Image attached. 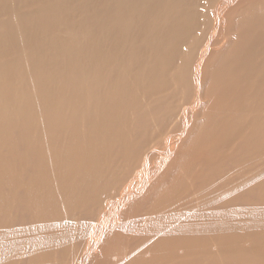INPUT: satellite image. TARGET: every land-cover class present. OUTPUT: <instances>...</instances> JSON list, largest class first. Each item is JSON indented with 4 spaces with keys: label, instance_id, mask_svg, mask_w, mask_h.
Returning a JSON list of instances; mask_svg holds the SVG:
<instances>
[{
    "label": "rangeland",
    "instance_id": "1",
    "mask_svg": "<svg viewBox=\"0 0 264 264\" xmlns=\"http://www.w3.org/2000/svg\"><path fill=\"white\" fill-rule=\"evenodd\" d=\"M6 1L4 0V2H3L2 0H0V4H2V5H0V43H1L0 44V50L2 49L0 51V78H1V70L3 69V65L5 63L7 65V63H8L9 64L8 65L9 70L11 71L9 73L11 76L13 75L12 77L10 75L8 76V79H9L8 83L10 82L9 84H13V85L15 84L14 86H16L17 90L20 91V93L23 96V99L25 98L23 100L24 103H22L23 107L27 108L30 106H34L36 108L38 106L40 108V111L37 112V115L35 116V123L31 124V126L33 127V132H34V134H32L33 136L31 135L29 137V139L24 140L21 144V151L16 152L17 153L16 156H19L18 154H22L25 156V163L24 164L23 163H17L19 160H15L16 158L14 157L15 158V159L13 158V165L14 166L13 167L11 165H8V166L11 167L12 169L14 168L13 170H16V171L20 170L19 171L20 174H23V170H24V177L23 176H21V177H23L25 179V177L28 174H30L31 172H33L34 168L38 165H39V167L45 168V169H47L46 167H49L50 169H53L54 167L59 168L62 165V163H61V160H58V162H57V160H54V158L52 156V153H54V150H57L58 152H62V151L67 150V149H69V150L72 149L75 152L78 151V153H82V152H84V149H89L90 148L89 144H91V143L93 144L94 141L91 140L92 141L91 142L90 140L85 139V140H87L85 142L84 134H85L86 129H88V127H89L90 121H92L94 118H96L99 113L101 114V116H102V114L104 115V113L106 111V109H104L105 105L107 103L113 104L115 102L116 96L118 94V90L114 86L115 82L113 83V81H115L114 78L116 76L115 72L116 73L118 72V74H121V73L126 74L127 67H129L127 64L131 65L134 62L133 58H134L135 54L140 56L138 53H135V51L136 50L138 51L139 49L146 47L147 49L144 48V49H146L145 50L146 52L144 54L145 57L142 59V63H141V66H142L141 72L143 74V80H144L143 83L146 82L145 87L144 86H143V88L140 87L137 90L139 95H138L137 101L135 102L136 104L132 105V107L130 106L131 108L129 110V119L127 120L128 125H120L118 127V130L113 131V134H111V136H110V137H113V140H115L113 142H116V146L113 147L114 148L113 151L115 149H118V150H115L114 151L115 153H112L113 151L111 149H107V153H106L107 157L105 158V165H104V167H101L102 172L106 173V176L104 175L105 179L102 181L101 184H103L104 186H108L110 183V185H112L113 183H115V181L118 178H120V177L123 178L125 176L128 168H129V164H132V166L135 169L136 166H139L141 164V162L143 161L145 156L151 152L154 153L153 151H156V153H154V155H152L153 158L151 159V163H157L160 160V158H159L160 154L159 153L164 150V148L166 146V142L169 141L170 147L171 148L173 147L172 149L174 152V157L176 155L175 158L178 160L176 161V159L173 157V159H175V160H172L173 163L171 162V164H170L171 167H169L168 169L165 170L164 176L161 178V182H159V184L157 185L159 187L155 186V188L149 192V195H147L144 198L145 200L143 199L142 200L143 202H139L142 205L136 204L135 208H133V210H135V209H137V207H139V210L137 209V212H136V210L135 211L132 210L133 211L132 214H133L134 218H136V221H139L141 219L140 215L145 214L148 211L147 210L148 208L150 209L154 203H156L159 199H161L163 197V194H164L163 192H166L167 189H169L171 186V183H172L171 180L173 178V175L177 174L179 169L182 170L184 168L186 170L185 166H188L191 164L192 165L191 166L192 170L190 169L191 173L186 170L187 175L185 174L184 175L185 177H183V176L180 177L183 180L185 179L184 182H182L183 180L181 181L182 183L181 182H174V185L177 187V192L173 196L172 202H169L168 204H167V202L162 203L161 206H159L157 208H164L165 207L164 209H168V211L175 212L177 214L187 212V211H193L197 214L199 211H203V210H200V208H203V205H202L203 200L212 197L211 202L213 204L210 205V207H206L205 210L209 211L212 208V210L214 209L216 212H219L220 210H223L225 208L231 209L233 206L235 209L240 211L239 213H241V215L236 216V214H234L235 212L233 213L234 214L233 215V214H231L232 213V211H231L229 213L231 217L228 216L225 218V217L217 216L218 221H212L211 226L207 231L205 230V227H204L205 223L203 221H199L201 219L203 220V217L202 218L201 217H199V218L193 217L194 219L187 222V224H188V226L195 225V224L201 225V226L196 228V230H195L196 236H194L197 240L196 243H198L199 246H198V250H196L197 252H196V255L194 256L195 258L193 256L185 257V258H183V259H185L184 262L189 263V261L192 259L191 261L194 260L193 262L195 264H247V263L248 264H264V249L258 250V248H257L258 246L256 248L250 247V246H253V244H254V242L252 241L253 237H260L261 245H262V247H264V217H263V215H264V210H263V208H264V108L263 107L264 106H261L262 108L259 107V105L256 103L258 100H255V101L252 100L251 96L249 95L248 99L244 100V103L246 104V106H245V104L243 105L246 108V111L244 113L245 115L244 114L239 115V113L236 111V109H233L235 106H234V104H232L227 109L230 113L228 112V115H226L224 117V120L226 122L219 125V122L223 118V115L218 113V111H220V110L222 111L224 108H222V107L219 108V105L217 104L219 102V100L213 99V94H212V89H211L217 80L224 78L226 75V72L220 71L219 73L217 72L218 75L215 76L214 72H215L216 67H218V65L223 62V60L227 54L232 53V51H233L232 49L234 47H236L240 41H242L243 39L248 40V41L250 40V38H248V39L246 38L247 36L246 37L243 36L244 34L242 33L244 24H241L242 23L241 16H243V13L245 12L244 10H246L250 7H255V10L257 11V13L264 14V4H263L264 0H261V1L260 0H255V1L246 0L247 3L242 4V5L239 4L235 7H233L234 10H233V8L230 9V11L227 13L228 15L227 14H225L223 16L221 15L222 17L225 16V19H224L225 22L223 23V25H224L223 33L224 32L225 33L223 34L224 36L222 35L220 37L221 39H219L216 42V44L213 45V47H215V51L210 55V57L208 58L209 61H207L206 65L203 69V76H202L203 85L201 87V93H202V96H205L204 97L205 103L202 104V107L199 108L200 110L197 109L196 112H194V118L195 119L193 118V122H192L191 126L189 127L187 133L185 134V137L181 136L180 139H179L180 131H182V129L184 128L183 109L185 107H187L189 104H191L193 102L192 100H194V98L197 96L196 93H197L198 89L194 85L193 75H192L196 70L194 68L196 67L195 65L197 63V56L200 52V49L208 41L209 35H210L212 29L214 28L216 22H217L216 20L218 18V14H216L217 12L214 8L216 7L215 5L219 0H184L185 3H183V4H182V2H184V1H182V0H181V2H178V3L175 0L171 1V2L175 1L174 2L175 4L173 3L171 6L170 5L168 6L167 9L169 11L173 12L176 7L178 8L179 6L182 5L185 7L186 11H188L190 14L193 13L194 15L195 14L196 15H195V21H194L192 28L190 29L189 32L186 33L185 38L182 40V43L180 44V47H181V45L183 46L181 48L179 47L181 54L178 52L179 54L176 56L177 59H175L176 62L173 61L171 64L172 67H170L171 70L169 71V74H170L169 79L166 82V84L161 86V87L154 85L153 82L151 83L150 81H151L152 77L151 78L149 77L150 74H147V75L145 74L149 70L151 61L153 59L152 57L155 56V53L153 52L154 50L151 51L150 49H148L146 42L148 40L151 41L150 39H152L154 33L157 32L158 29H160L161 27L164 26V22L166 23V16L165 15L157 14V16H153L151 18H145L142 16V18L140 19L138 15H136V14L133 15V11L131 9H129L130 7H128V6L131 3V1H129V0H127L126 2H125V0H120L121 2L119 0H112L115 3L114 4L115 6L111 5V7L113 9H111V7H110V3L111 4L113 3V2H111V0H110V2H109V0H81V1L80 0H9V1L6 0ZM30 1L33 3H29ZM188 1H189V3H188ZM104 2H105V4L107 3L108 6L105 4L102 5ZM125 3H127L128 6ZM157 3H158V0H155V2H153L150 5V8L151 9L154 8L157 5ZM54 4L55 5L59 4V7L57 9L50 8L51 6L53 7ZM122 5H124V6H122ZM116 7H117V9H118V7L125 9L124 10L125 14H122V16L120 18L116 17V13H115ZM127 7H128V9H127ZM107 8L109 9L108 13L106 11ZM187 8H188V10H187ZM114 10H115V12H114ZM127 11H128V13H127ZM110 12H112V13H110ZM103 13H104V15H103ZM121 13H123V11ZM167 13H166V15H168ZM102 15H103V17H101ZM125 15H126V17H125ZM130 15H132V16H130ZM215 16H216V18H215ZM123 17H125V18H123ZM133 17H135L136 18L135 20H137V21H135ZM32 18H34V19H32ZM103 18H104V20H103ZM129 19H130L131 23H130ZM236 19H238V20H236ZM118 20L121 21V24H120V21H118ZM132 20L134 21L133 23H132ZM151 20H152V22L150 23L149 21H151ZM26 21H27V23L28 22H30L31 24L33 23V27H34L33 30L38 32L37 43L39 44L40 47H38L39 48L38 53L35 51L37 55L34 53V50L32 51V47H31L32 43H30L31 42L30 39L33 40L34 36L28 35L24 31ZM114 21H118V22H114ZM226 21H227V23H226ZM125 22L126 23L129 22L128 25H126ZM135 22H136V24H135ZM146 23L147 24L150 23V24L147 25ZM159 23H161V24H159ZM115 24H117V25H115ZM122 24H124V25H122ZM131 24L132 25L135 24V25L132 26ZM140 24L142 27L140 26ZM144 24H146L145 27L143 26ZM97 25H98V27H97ZM100 25H101V27H100ZM50 26L53 27L52 31L47 30ZM135 26H136V30H135ZM147 26H149V27L151 26V27L149 28ZM87 27L89 29H87ZM119 27L122 29H123V27L126 28L125 33L122 32V34L120 35V38L118 39V41H121L120 43L117 44L118 46L120 45L119 46L121 49L120 51L117 48L113 49L114 46L111 44L113 46L112 47L110 45V43H108V45L105 44L107 42H105L104 45H101L103 47L100 46L99 48L98 47L93 48L94 51H93L92 47H90L92 50L91 53L95 52L98 49L97 50L98 52L107 51V52H103V53L108 54V52H109V54H111V56H112V53H114L113 55L116 54L115 58H113V56H112V58L111 57L109 58L110 61L99 59L100 57L97 58L98 57L97 54L96 55L91 54L87 51L88 48H84V53L82 50V53L85 55H83L81 52H78L77 54L72 53V55H71L70 54L71 52L69 53L70 50L69 51L67 50L68 49L67 46L62 47L60 54H53L52 51L50 50L49 40L51 39L52 35H58V36H60V39H63L66 37L70 38L71 36L75 37L78 35H82L85 42L88 43L89 39L92 37H95L96 39L106 38V36L109 35L108 33L111 34L113 32H116V29ZM132 28H133V31H135L134 32L135 34L132 33ZM155 28H157V29H155ZM31 29H32V27H31ZM138 29H139V31H143V32L139 33ZM100 31H101V33H100ZM117 31H118V29H117ZM129 31L131 32V34ZM90 32H91V34H90ZM144 32H148V33H146L147 37H145V34H143ZM104 33L106 34V36L104 35ZM141 34L144 35L143 37H145V38L141 39L142 36L139 38L138 35H141ZM226 34H228V35H226ZM42 37H44V38H42ZM149 37H151V38L149 39ZM138 38L140 41L138 40ZM27 39H28V41H27ZM224 41L225 42L227 41L226 42L227 45L225 44ZM15 42H17L18 44H15ZM143 42L146 45L145 44L142 45ZM138 44H141L142 48L140 47V45L138 46ZM87 45H89V43ZM48 46H49V48H48ZM94 46H95V44H94ZM105 46L106 47L109 46L110 49H109V47L107 49H104V48H106ZM192 47H193V49H191ZM108 49L112 50V53H111V51H108ZM134 49H136V50L134 51ZM88 50H90V49H88ZM3 51H4V53H2ZM118 51H119L118 54L119 55L121 54L119 57L122 56L121 58L124 61L121 64L118 62V60H119V57L117 55ZM262 51H263V55H264V50L262 49ZM66 53L68 55H66ZM5 54H7V55H5ZM8 55H9V57H8ZM43 55H45V56H43ZM102 55L103 54H101L100 56L102 57ZM50 56L51 57L54 56V57L51 58ZM66 56H69L68 57L69 59L71 57L72 62H70V64H67L65 62ZM6 57H7V59H6ZM46 57H47V59H46ZM3 58H5L6 60ZM40 58L42 59L41 61H40ZM184 58H185V60H183ZM9 60H10V62H9ZM122 60H119V61H122ZM103 61H105V62L108 61L110 64H108V62H106V64L108 66H106V64L102 65ZM100 62H101V64H100ZM118 63H119V65H118ZM123 63H124L125 67H122ZM213 63H214V65H213ZM28 64H29V66H28ZM34 64H35V66H34ZM42 64H44V65H42ZM47 64H50L49 67H51V68L54 67L53 69H54L55 73L51 72V75H48L47 73H41L46 68ZM64 64H65V66H64ZM22 65L25 67H23ZM146 65H148V66H146ZM177 65L178 66L180 65L179 68L177 67ZM57 66H58V68H57ZM103 66H105V67H103ZM118 66H120L122 68H120ZM193 66H195V67H193ZM63 67H64V70H63ZM12 68H14V69H12ZM105 68L107 69V71H105L106 70ZM143 68H145L146 70H144ZM15 69H16V72H15ZM118 69H120V70H118ZM24 70H26V71H24ZM124 70H125V72L123 73ZM29 71H32V72H29ZM105 73H107V75ZM88 74H89L90 79H88L89 78ZM48 76H52V77L49 78ZM22 77H24V78H22ZM109 78L110 79L112 78L111 79L112 81ZM45 80L46 81L48 80V83ZM210 81H211V83H210ZM27 82H29V83H27ZM171 82H172V84H171ZM3 83H4L3 80L0 79V84L3 85ZM146 84H147V86H146ZM45 85H47V86H45ZM136 85H137V83H133V86H132L133 89ZM148 85H149V87H148ZM150 85L152 88L150 87ZM40 86H41V88H40ZM47 87L50 88V92L48 91ZM263 87H264V85H263ZM4 88H0V89L3 90ZM148 88H150V89L148 90ZM1 90H0V92H1ZM44 92H46V94L47 93H49V94L46 95ZM94 94H95V96H94ZM30 95H31V97L32 96L33 97L30 98ZM51 98H52V100H51ZM213 103H214V105L216 104L217 106L214 107ZM27 104L30 106H26ZM11 109H13V108H11ZM11 109L8 110L6 113L0 114V121H1L0 124L2 123L4 125L6 122V118H8V116H11V114H9ZM217 109H218V111H217ZM178 110L180 111L179 113H177ZM210 110L215 111V113H217L215 115L214 119L212 120V122H213L212 127H214V128L217 127L219 132L225 131L229 127H231V128L229 130L223 132L221 135L219 134V137H218L219 140H216L215 138H212V139L207 138V140L214 142V145L212 144L211 146L206 147L207 149L206 148L194 149L195 147H192L193 145L196 146V144H197V147L199 146L198 142H200V138L203 135L202 131H205L208 129V121H207L206 117H207L208 112ZM147 111H148L149 115L146 114ZM141 114H142V116H141ZM219 114H220V116H219ZM137 116H139V117L137 118ZM146 116L148 118H146ZM91 117H93V118L91 119ZM47 118L53 122L63 123L65 126V129L58 128V130H57V128H56V129H52L51 131L50 130L47 131L44 129L42 131L43 122ZM237 118H239V119H237ZM148 119H150V121ZM206 121H207V124H206ZM148 122H149V124H148ZM75 123H77V124H75ZM143 125H144V127H143ZM205 125H206V127H205ZM76 126H78L77 131L79 130L78 135H79L80 139L77 141L70 140L71 138H74V136L76 135V133L73 129ZM137 126H139L140 129ZM141 127L143 128V130ZM130 128H131V130H130ZM121 129H123V131L120 134ZM68 130L70 133L68 132ZM129 130H130V132H129ZM133 130H136L137 132L133 131ZM14 132H17V131L12 130V132L3 139L6 142V144L8 142L11 143L10 139L16 137V135H17V138L19 139V137H18L19 134L18 133L14 134ZM64 132H65V134H64ZM138 132H139V134H142V135H139ZM230 133H232V134L228 138L227 136ZM118 136H119V138H118ZM131 137H134L136 139H134V138L131 139ZM191 137H193V138H191ZM226 137H227L228 141H227ZM139 138L141 140H142V138H144V140H142V141H144V142L146 141V142L144 143V142L140 141ZM163 138H164V140H163ZM224 139H226V140H224ZM130 140H132L133 142H128ZM196 141H197V143H196ZM139 142H141L142 144ZM179 142H180V144H179ZM219 143H220V145H219ZM223 143H224V145H223ZM41 144L44 146L46 152H44V156H42V158L39 159V158H37L36 155H34L33 151L31 150V147H34V145H36L38 147ZM76 144L78 145V147ZM79 144L81 146L83 145L84 147L79 146ZM140 144H141V146H137ZM216 144L219 145L218 147H220V148H217ZM86 145H88V146H86ZM145 145H148V149H147V146H145ZM175 145L176 146L178 145L177 146L178 148ZM128 146H129V148H128ZM134 146L137 148L134 149L135 148ZM212 146L216 147V150L218 149V151H216L217 153L214 152L215 149ZM120 147H121V153H120ZM122 147H124V148H122ZM132 147H134V148H132ZM184 147H187V148H184ZM190 147H192V148L190 149ZM209 147H212V148H209ZM162 148H163V150H162ZM201 149L203 152H201ZM123 150H124V152H122ZM133 150H134V152H133ZM148 150H150V151L148 152ZM192 150L193 151L199 150L198 153H200V154L197 155V153L195 152L196 153V155H195V153L194 154L192 153L193 152ZM117 151H119V152L117 153ZM158 151H160V152H158ZM188 151L191 154L188 153ZM136 153L138 154V156ZM141 153H142V155H140ZM192 155L196 156V157L193 158ZM131 156L133 158L130 159ZM115 157H117V158H115ZM177 157H179V158H177ZM139 158H141L142 161H141V159L139 160ZM209 159H211V160H209ZM38 160L40 161V163L38 162ZM127 161L130 163H128ZM136 161H137V163H136ZM211 161H212V163H211ZM238 162H240V163H238ZM14 163H16V164H14ZM122 164H123V166H122ZM201 164H202V166H200ZM23 166H25V168H23ZM220 166H222L221 169H219ZM203 167H204V169H203ZM176 169H177V171H176ZM52 171H54V170H52ZM97 171H99V168H97ZM133 172H134V170H130L129 174H132ZM202 172H204V173H202ZM189 173H190V175H189ZM195 173H197V175ZM211 173H212V175H211ZM215 173H216V175H215ZM229 173H231L233 175H231ZM25 174H26V176H25ZM129 174H128V179L130 177ZM198 175H199V177H198ZM170 178H171V180H170ZM192 178H193V180H192ZM233 178L235 179V181ZM106 180L109 181V183ZM196 180L198 181V183ZM55 181H57V183L53 184L54 183V181H53L52 187H54V186L56 187V186H58L57 184H60L59 183L60 180H55ZM230 181H232V182H230ZM219 183H220V185H219ZM221 183H224V184L222 185ZM248 183H251V184H248ZM84 184L87 186L86 181H84ZM237 184H241L242 185L241 189H243V190L235 191V189L233 187L234 186L236 187ZM183 185H185V186L183 187ZM217 185H218V187L219 186L220 187L218 188ZM214 186H216V188ZM162 187H163V189L165 188V190H163ZM188 187H189V189H188ZM230 188L232 189L231 194H229L231 192ZM20 190H21L20 188H18L16 190H14V189L11 190L10 194H13V198L11 196H9L10 195L9 190H5V192L4 191L2 192V196L6 195V197H4L3 200L7 201L8 203L13 204L12 209H11V207H9L11 209V210L9 209L10 211L7 208V211H9V212H7L8 218L12 222L8 221L9 222L8 226L7 225L3 226L2 237L5 236V233L7 231H11L14 229H20L21 228L22 230L26 231L33 224H36V222L41 223L42 218H43L42 219L43 222H49V223H52V225H53V223H55L54 226L57 225L56 222H59V223L63 222L64 223V222H66V220H67L66 223L67 224L72 223V226H70L69 232H67V238L65 240L59 242V241L52 239L53 243L54 242L57 243L56 245L44 243L43 245L35 246L34 248H32L31 252H30V250L22 251V249L12 248V245H11L12 243H6L4 239H1L0 240V247H1L0 252H2L1 254H3V259H2V261H0V263L1 264H4V263L5 264H25L27 262V264H36V263L47 264V262H50V264L51 263L52 264H78L80 261L82 252L85 248L88 237L84 238V240H81V241H75V235L74 234H75L77 225L83 224L84 221L88 222V223L91 221V222H93V224L95 223V221H96L95 217H97V214H99V212L101 210V209H98L97 207H94L96 199H95V202H93V199H94L93 193H96L95 192L96 190L89 189V190H91V191H89L88 189H84V193H83L84 200H82L83 202L78 204L73 209L74 212H72V214L70 216L67 214L68 207H67L66 202H65L66 198H63V196H61V197L56 196V199H58L57 201L62 202V203L61 204L58 203L56 205V207H58V208H56L55 212L58 214H55L53 211L52 212L53 215H51L50 218L47 217L50 214L46 215L45 217L44 216L41 217L42 215H38V216L36 215V217H33L35 215L36 211L34 209L28 208L31 211L33 210L32 214H34L31 216L32 218H30L31 214H29V210L26 209L27 206L25 205V203H26L25 202L26 195L24 194L25 192L23 193L24 190H21V191ZM158 190L159 191L161 190L162 193H161V191L159 192ZM6 191H8V192L6 193ZM85 191H86V193H85ZM152 191L154 192L153 196H152V193H153ZM211 191H212V193H211ZM13 192H15V193H13ZM217 192H219V194ZM233 192H235V193H233ZM242 192H243V194H242ZM89 193H90V195H89ZM159 193H161L162 195ZM222 193L227 194V195H223ZM7 194H9V195H7ZM23 194L25 195L24 197H22ZM239 194H241V195H239ZM112 195L115 196L116 192H114ZM158 195H159V197H158L159 199L156 197ZM216 195H217V197H219V200L215 203L214 199H215ZM219 195H221V199L224 196V198H223L224 200L223 199L221 200ZM151 196H152V198H151ZM19 197H20V199H19ZM243 197H245V198H243ZM213 200H214V202H213ZM151 201H153V202H151ZM166 204L168 205V207H166ZM173 204H174V206L172 207ZM142 206H143V208H142ZM13 207H15V208H13ZM63 207H64V209H63ZM194 208H196V209H194ZM20 209H22V210H20ZM66 209H67V212H66ZM91 209H92V211H91ZM142 209L145 211V213ZM14 210H16V211H14ZM141 210H142V212H139ZM18 211H19V213H18ZM31 211H30V213H31ZM75 211H76V213H75ZM62 214L64 216H62ZM55 215L58 217H56ZM54 216H55V218H54ZM63 217H65L64 218L65 220L63 219ZM12 218H14L15 220L14 219L12 220ZM34 218H36L37 221H36V219L34 220ZM58 218H60V220H57ZM219 218H221V219H219ZM31 219H33V221H31ZM38 219L40 222L38 221ZM146 219H145V223L143 226L145 228H149L148 226H150V223H149L148 217H146ZM213 219L217 220L215 218H213ZM213 219H211V220H213ZM72 220H74V221H72ZM131 220H133V219H131ZM224 220L227 223H229L230 228L227 229V227H225V228H219L220 230L219 229L216 230L215 228L221 227V224L226 223ZM22 221H23V223H22ZM69 222H71V223H69ZM217 222H219V224ZM213 223H214V225L212 226ZM9 224H10V226H9ZM173 226H178V224L174 223L171 227H173ZM181 226L182 225L180 224L178 227H181ZM212 228L215 229V231ZM191 229H192V227L189 228L188 231H190ZM188 231L185 230L186 233L190 234L191 231L190 232H188ZM217 231H218V235L216 233ZM204 232H205V236H204ZM151 233H152V231H151ZM212 233H214V234H212ZM131 234H133V233H131ZM131 234H129L127 236H124L122 233L115 234V236H114L115 239L120 240L121 242L120 243L115 242L116 246H114L113 244L109 245L108 246L109 248H107L104 251L101 259H99V260L97 259V262L95 264H129V263L138 264V263L142 262V260H138L137 252H142L143 250L136 251V252H135V250L138 247L142 246V243L144 241L143 236L138 232L135 235L133 234L134 237ZM43 235L44 236L47 235V238H48V233H46V234L43 233ZM36 236H38V235H36ZM186 237H187V235L183 234V236H181L182 241L176 242V247L170 243L169 245H171V248L168 250V252L171 253L172 255H174L175 251H180L181 254L183 255V253L185 251H187V252H185V256L186 255H192V250L187 249V247L190 243L187 241L188 238H186ZM25 238H27L28 240H32V238H34V234L30 233L28 235L15 236L13 240H15L16 242H13V244L16 243V246L21 248V245L23 244V241ZM133 238H135V239H133ZM138 238L140 240H138ZM174 238H175V236H169V239H174ZM18 239H20V240H18ZM166 239H167V236H165V240ZM47 240H50V239H47ZM3 242H4V245H3ZM203 243L205 244V246L203 245ZM244 246H246V247H244ZM58 247H60V249L56 250V248H58ZM52 249L53 250L55 249V252ZM50 250H52L54 254ZM60 250H63V251H60ZM154 250H155V244H154ZM38 251L40 252V254H43V256L40 255L38 253ZM44 251L48 252V254L50 253L49 254L50 257H49V255L47 256L46 255L47 253ZM188 251H190V252H188ZM260 251H261V253H260ZM22 252H24V253H22ZM34 252H35V254H34ZM224 252H225V254H224ZM31 253H32V255H31ZM33 254L35 256H37L39 254L38 256L40 257L41 261L38 260V256L35 257ZM58 254H61L62 258ZM262 254H263V256H262ZM7 255H9L10 257L7 258L6 257ZM28 255L30 256V258H28L29 257ZM55 255H56V257H55ZM26 256H28V257H26ZM24 257H26L25 260L23 259ZM47 257H48V259H47ZM168 258H170V257L168 256ZM10 259H12V260H10ZM36 259L38 260V262ZM44 259H45V261H44ZM49 259H50V261H49ZM21 260H23V261H21Z\"/></svg>",
    "mask_w": 264,
    "mask_h": 264
},
{
    "label": "bare ground",
    "instance_id": "2",
    "mask_svg": "<svg viewBox=\"0 0 264 264\" xmlns=\"http://www.w3.org/2000/svg\"><path fill=\"white\" fill-rule=\"evenodd\" d=\"M4 2V0H2ZM6 1V0H5ZM9 1V0H8ZM81 1V0H80ZM120 1V0H119ZM127 0H125L126 2ZM131 1L130 5L128 6L127 3H125L128 7H130L129 9H131L133 11V15L136 14L139 16V18L141 19L142 16L145 18H151L153 16H157V14H163L166 16V23L164 22V26L163 27H159L160 29L157 30V32L154 33L152 39H150L151 37H149V39L151 41L146 42L147 43V47L148 49H150L151 51H153L155 53V56L152 57V61L149 67V70L147 74H150L149 77L151 79V83L153 82L154 85L157 86H163L166 84V82L169 79V71L171 70L170 67L172 62L175 61L176 56L180 53V48L183 47L180 44L182 43V40L185 38L186 33L190 31V29L192 28L194 21H195V15L192 13L190 14L188 11H186L184 6H179L177 9L175 8V10L169 11L167 8L168 6L172 5L175 1L181 2V0H175L174 2H171L172 0H158L157 5L154 8H150V5L155 2V0H129ZM184 1V0H182ZM240 1V2H239ZM255 1V0H253ZM261 1V0H260ZM7 2V1H6ZM62 2V1H61ZM106 2V1H105ZM105 2L102 4L104 5ZM110 2V0H109ZM111 2H113L111 0ZM121 2V1H120ZM28 3V2H27ZM29 3H33V2H29ZM101 3V2H100ZM123 3V2H122ZM185 3L182 2V4ZM189 3V1H188ZM187 3V4H188ZM247 3L246 0H219L216 3V7L214 8L216 10V14H218V18H217V22L214 26V28L212 29L208 41L205 43V45L200 49V52L197 56V63H196V67L194 69L195 72L192 74L193 75V81H194V85L196 86L197 93H196V97L194 98V100H192L193 102L191 104H189L187 107H185L183 109V117H184V128L182 129V131H180L179 134V139L181 136L185 137V134L187 133L189 127L191 126L192 122H193V118H194V112H196L197 109H199L200 107H202V104L205 103L204 101V97L202 96L201 93V87L203 85V81H202V76H203V69L207 63L208 58L210 57V55L215 51V47H213V45L216 44V42L221 39L220 37L225 33H223L224 31V25L223 23L225 22V16L222 17L223 15L227 14L230 9H232L233 7L237 6V5H242ZM36 4V3H35ZM63 4V3H62ZM115 3L113 2L112 4L110 3V7L111 5H114ZM175 4V3H174ZM264 4V3H263ZM2 5V4H0ZM107 5V3L105 4ZM119 5V4H118ZM4 6V5H3ZM8 6V5H7ZM100 6V5H99ZM108 6V5H107ZM124 6V5H122ZM192 6V5H191ZM49 7V6H48ZM59 7V4L57 5H53V7L51 6L50 8L52 9H57ZM121 7V6H120ZM127 7V9H128ZM102 8V7H101ZM171 8V7H170ZM195 8V7H194ZM14 9V8H13ZM28 9V8H27ZM111 9H113L111 7ZM124 8H119L117 9L116 7V12L114 10V12L116 13V17L120 18L122 16V14L124 13ZM171 10V9H170ZM188 10V8H187ZM234 10V8H233ZM13 11V10H12ZM107 13L109 12V9L107 8ZM123 11V13H121ZM245 12L243 13V16H241V20L243 25V31L242 33L244 34L243 36H247L246 38H250V40H242L239 42V44L234 47L232 50L231 54H227L226 57L224 58L223 62L220 63L218 65V67H216L214 75H218L217 72L219 73L220 71H224L226 72V75L224 78H221L219 80H217L214 85L212 86V94H213V99L214 100H219V102L217 103L219 105V108H224L222 111H218V113H220L221 115H223V118L220 120L219 125L222 123H225L226 121L224 120V117L226 115H228V108L234 104V108L236 109V111L239 113V115H243L246 111V108L243 106L244 100L248 99V96L250 95L252 100H258L256 103L259 105V107L264 106V55H263V51L264 50V14H260L257 13V11L255 10V7H250L246 10H244ZM113 12V11H112ZM110 12V13H112ZM168 12V13H167ZM175 12V13H174ZM128 13V11H127ZM166 13L168 15H166ZM195 13V12H194ZM232 13V12H231ZM29 14V13H28ZM104 15V13H103ZM103 15L101 17H103ZM222 15V16H221ZM228 15V14H227ZM106 16V15H105ZM104 16V17H105ZM132 16V15H130ZM164 16V17H165ZM233 16V15H232ZM231 16V17H232ZM126 17V15H125ZM123 17V18H125ZM159 17V16H158ZM162 17V16H161ZM38 18V17H37ZM107 18V17H106ZM132 18V17H131ZM134 20L136 19L135 17H133ZM138 18V19H139ZM216 18V16H215ZM237 18V17H236ZM34 19V18H32ZM101 19V18H100ZM99 19V20H100ZM115 19V18H114ZM157 19V18H156ZM98 20V21H99ZM104 20V18H103ZM102 20V21H103ZM117 20V19H116ZM121 20V19H120ZM118 20V21H120ZM153 20V19H152ZM149 21L150 23L152 22ZM238 20V19H236ZM34 21V20H33ZM80 21V20H79ZM118 21H114V22H118ZM126 21V20H125ZM130 21V19H129ZM137 21V20H135ZM232 21V20H231ZM7 22V21H6ZM81 22V21H80ZM127 22V21H126ZM126 25H128V23H126ZM134 21L132 20V23ZM148 22V21H147ZM241 22V21H240ZM124 23V22H123ZM131 23V21H130ZM148 23V24H150ZM155 23V22H154ZM227 23V21H226ZM237 23V22H236ZM239 23V22H238ZM83 24V23H82ZM87 24V23H86ZM85 24V25H86ZM101 24V23H100ZM121 24V21H120ZM136 24V22H135ZM134 24V25H135ZM147 24V23H146ZM144 24L143 26L145 27ZM147 24V25H148ZM161 24V23H159ZM158 24V25H159ZM229 24V23H228ZM227 24V25H228ZM84 25V24H83ZM117 25V24H115ZM124 25V24H122ZM132 25V24H131ZM132 25V26H134ZM36 26V25H35ZM87 26V25H86ZM114 26V25H113ZM141 26V24H140ZM157 26V25H156ZM162 26V25H161ZM32 27V29H31ZM37 27V26H36ZM98 27V25H97ZM96 27V28H97ZM101 27V25H100ZM105 27V26H104ZM118 27V26H117ZM142 27V26H141ZM149 27V26H147ZM146 27V28H147ZM151 27V26H150ZM149 27V28H150ZM158 27V26H157ZM33 23L31 24L30 22L25 24V29L24 31L28 34V35H32L34 36V39L31 40L30 39V43L31 47H32V51L34 50V53L36 54V52L38 53L39 51V44L37 43L38 39V32L33 30ZM131 28V27H130ZM134 28V27H133ZM132 28V33H134L135 31H133ZM235 28V27H234ZM242 28V27H241ZM87 29H89L87 27ZM86 29V30H87ZM95 29V28H94ZM116 29V28H115ZM114 29V30H115ZM118 29V31H117ZM116 32L113 33H108L106 36V34L104 33V35L106 36V38L104 39H96L95 37H91L88 41L89 45H87L88 43L85 42L84 38L82 35H78L75 37H70V38H63L60 39V36L58 35H52L51 39L49 40L50 43V50L52 51L53 54H60L62 47L67 46V50L69 51V53L72 55L73 54H77L78 52L84 53V48H88L90 50L87 49V51L89 53H91V48H99L101 45H104L108 43H110V45L113 47V49L117 48L119 51L120 49V45L118 46L117 44L120 43L121 41H118V39L120 38V35L123 33H125V27L122 28H117ZM142 29V28H141ZM157 29V28H155ZM226 29V28H225ZM233 29V28H232ZM48 31H52L53 27H49L47 29ZM101 30V29H100ZM135 30H136V26H135ZM149 30V29H148ZM228 30V29H227ZM23 31V30H22ZM91 31V30H90ZM93 31V30H92ZM105 31V30H104ZM107 31V30H106ZM235 31V30H234ZM239 31V30H238ZM130 32V31H129ZM138 32L141 33L143 31H139ZM25 33V34H26ZM101 33V31H100ZM127 33V32H126ZM137 33V32H136ZM146 33L148 32H144L143 34H145V37H147ZM87 34V33H86ZM91 34V32H90ZM94 34V33H93ZM131 34V32H130ZM135 34V33H134ZM229 34V33H228ZM226 34V35H228ZM95 35V34H94ZM93 35V36H94ZM97 35V34H96ZM137 35V34H136ZM135 35V36H136ZM100 36V35H99ZM102 36V35H101ZM139 38L142 36L141 39L145 38L143 37L144 35H138ZM224 36V35H223ZM40 37V36H39ZM98 37V36H97ZM41 38V37H40ZM44 38V37H42ZM101 38V37H100ZM138 38V40H139ZM232 38V37H231ZM29 39V38H28ZM27 39V41H28ZM136 40V39H135ZM145 40V39H144ZM225 40V39H224ZM118 41V42H117ZM140 41V40H139ZM138 41V42H139ZM143 41V40H142ZM220 42V41H219ZM225 42V41H224ZM227 42V41H226ZM225 42V44H226ZM44 43V42H43ZM1 44V43H0ZM12 44V43H11ZM14 44V43H13ZM15 44H18L17 42H15ZM95 44V46H94ZM122 44V43H121ZM132 44V43H131ZM142 44V43H141ZM138 44V46L140 45V47L142 48V45H144L145 43L143 42V44ZM219 44V43H218ZM29 45V44H28ZM106 45V46H107ZM133 45V44H132ZM146 45V44H145ZM227 45V44H226ZM94 46V47H93ZM105 46V47H106ZM131 46V45H130ZM198 46V45H197ZM219 46V45H218ZM221 46V45H220ZM230 46V45H229ZM30 47V48H31ZM103 47V46H101ZM109 47V46H108ZM108 47L104 48L107 49ZM139 47V48H140ZM180 47V48H179ZM29 48V47H28ZM49 48V46H48ZM146 47H143L142 49H139L138 51L136 49H134L135 53H138L140 56H138L137 54H135L133 60L134 62L130 65L127 64L129 67H127V71L126 74H118V72L114 78L115 81H113L114 86L117 88L118 90V94L116 96L115 102L112 104L107 103L104 107V109H106L104 115L99 113L98 116L96 118H94L92 121H90L89 123V127L88 129H86L85 134H84V140H93L94 143L89 144L90 148L89 149H84V152L82 153H78L75 152L74 150H64L62 152H58L57 150H54V153H52V156L54 158V160H61L62 165L57 168L54 167L53 169H50L49 167L45 168H41L38 166H36L33 170V172H31L30 174H28L26 176L25 174V179L24 177V170H23V174H20L19 171L13 170L11 167H9L8 165H11L12 167L13 165V158L15 160H19L17 163H25V156L22 154H18L19 156H16V152L17 151H21V144L24 140L29 139V137L34 134L33 132V127L31 126V124L35 123V116L37 115V112L40 111V108L37 106L36 108L34 106H30V105H26V106H30L27 108L23 107V96L20 93V91L17 90L16 86H14L13 84H9L8 81V76L10 75L9 72H11L9 70V64L6 63L3 65V69L1 70V80H3V85L0 84V88H4L3 90H1L0 92V114L6 113L8 110L11 111L9 112V114H11V116H8V118H6V122L3 125L2 123L0 124V240L4 239L6 243H12V248H18V249H22V251H28L34 248L35 246H39V245H43L44 243L47 244H51V245H56L57 243L54 242L53 240L56 241H63L67 238V232H69V228L70 226H72L71 224H67V220L66 222H56V226H54L55 223H49V222H43L41 219V223H37L33 224L29 229H27L26 231L20 229H14L11 231H7L5 233V236L2 237V232H3V226H8V215L7 212H9L12 209V203H8L7 201H4L3 198L6 197V193L8 191H6V193L4 194L5 196H2V192L5 190H9V194L11 193V190H16L18 188H20L21 190H24L23 193L26 195V200H25V205L27 206L26 209L31 208L34 209L35 211V215L32 214V211L30 209L29 210V214L30 218H32L31 216L34 215L33 217H36V215H42L41 217H45L46 215H48L47 217L50 218L52 214V212L54 211L55 214H58L55 212L56 205L59 203L61 204L62 202H58L56 199V196H63V198L65 199L66 205L68 207V212L66 209L67 214L70 216L72 214V212H74V208L82 203L84 200L83 197V193H84V189H94L96 190V193H93L94 195V199L93 202H96L94 204V207H97L98 209H101L99 214H97V217H95L96 221L93 224V222H85L81 225H77L76 231H75V241H81L84 240V238H87V242L85 245V248L82 252L80 261L78 264H95L97 262V259H101V257L103 256L104 251L109 248L108 246L113 244L115 245V242L120 243V240H116L115 239V234L118 233H122L124 236H127L131 233H133L134 235L138 233H140L143 236V243L142 246L138 247L136 251H140L143 250L142 252H137L138 254V260H142V262L138 263V264H195L193 261H189V263H185V257H190V256H195L196 255V250H198V246L199 244L196 243V238L194 236L195 235V230L197 227L201 226V225H190L188 226L187 222H189L190 220H193L195 218H199V217H203V220H199V221H203L205 223V230L207 231L210 226H211V222L212 221H218V217L217 216H221V217H228L230 216V212L232 211L231 214H236L237 215H241V213H239L240 211L235 209L233 206L232 208H225L223 210H220L219 212H216L214 209L212 210V208L208 211L205 210L206 207H210V205H212L213 203L211 202V198L208 199H204L203 200V208H200V210L203 211H199L197 214L193 211H187V212H183V213H175V212H171L168 211V209H164V208H157L159 206H161L162 203L167 202V204L169 202H172L173 196L176 194L177 192V187L174 185V182H181L183 179L180 177H185L184 175L186 173V170L188 172L191 173V164L188 166H185L186 170L183 168L182 170H178L177 174L173 175V178L171 180V186L169 189H167L166 192H163V197L161 196L162 191L160 196L162 197L161 199H159V195L156 196L159 200L154 203L152 205V207L149 209H147L148 211L145 214H141L140 217L141 219L139 221H136V218H134L133 216V211L137 209L139 210V207H137V209L133 210V208H135L136 204H141L139 202H143L142 200L149 195V192L151 190H153L155 188V186H157L159 184V182H161V178L164 176V172L166 169H168L171 164V162L173 163L172 160H175L176 155L174 157V152H173V147L171 148L169 145V141L166 142V146L163 151H158L160 152V160L157 163H151V159L153 158L152 155H154V153H156V151H153L154 153H149L145 156V158L142 159L139 158V160L141 159V164L139 166H136L135 169L132 166V164H129V168L125 174V176L122 178H118L115 183H113L112 185H110L109 181H107L109 183L108 186H104L102 183V181L105 179L104 175L106 176V173H103L101 170V167H104L105 165V158L106 153H107V149H111L113 151V147L116 146V142H113L115 140H113V137H110L111 134H113V131L118 130V127L120 125H128L127 120L129 119V110L132 107V105H135L137 98H138V89L140 87L143 88V86L145 87V83L143 80V74L141 72L142 66V59L145 57V50L144 49ZM224 48V47H223ZM102 49V48H101ZM110 49V47H109ZM112 53V50H109ZM193 49V47L191 48ZM190 49V50H191ZM218 49V48H217ZM2 50V49H1ZM0 50V51H1ZM98 50V49H97ZM92 52L91 54H97V58L99 59H103V60H109V58L113 56V58H115V55H113L114 53L108 54L107 53H103V52H107V51H103V52H98V51ZM103 50V49H102ZM101 50V51H102ZM133 50V49H132ZM198 50V49H197ZM36 51V52H35ZM94 51V49H93ZM100 51V50H99ZM114 51V50H113ZM119 51L117 52L118 57L121 55H119ZM179 52V53H178ZM4 53V51L2 52ZM9 53V52H8ZM12 53V52H11ZM46 53V52H45ZM65 53V52H64ZM82 53V54H83ZM152 53V52H151ZM189 53V52H188ZM51 54V53H50ZM101 54L102 57L100 56ZM149 54V53H148ZM181 54V53H180ZM187 54V53H186ZM7 55V54H5ZM32 55V54H31ZM37 55V54H36ZM40 55V54H39ZM42 55V54H41ZM66 55H68L66 53ZM70 55V56H71ZM85 55V54H83ZM126 55V54H125ZM4 56V55H3ZM14 56V55H13ZM34 56V55H33ZM45 56V55H43ZM80 56V55H79ZM180 56V55H179ZM186 56V55H185ZM5 57V56H4ZM9 57V55H8ZM39 57V56H38ZM41 57V56H40ZM51 57V56H50ZM49 57V58H50ZM54 57V56H53ZM51 57V58H53ZM69 56H66L65 58V62L67 64H70V62H72V59L70 57V59L68 58ZM122 57V56H121ZM119 57V60H122V58ZM196 57V56H195ZM48 58V59H49ZM91 58V57H90ZM121 58V59H120ZM151 58V57H150ZM5 59V58H3ZM7 59V57H6ZM5 59V60H6ZM36 59V58H35ZM47 59V57H46ZM213 59V58H212ZM42 59L40 58V61ZM59 60V59H58ZM61 60V59H60ZM118 62L121 64L122 61ZM185 60V58L183 59ZM64 61V60H63ZM110 61V60H109ZM196 61V60H195ZM10 62V60H9ZM29 62V61H28ZM33 62V61H32ZM47 62V61H46ZM45 62V63H46ZM61 62V61H60ZM64 62V63H65ZM69 62V63H68ZM104 62V63H103ZM102 65L106 64V62L108 61H103ZM176 62V61H175ZM48 63V62H47ZM118 63V65H119ZM219 63V62H218ZM12 64V63H11ZM55 64V63H54ZM63 64V63H62ZM101 64V62H100ZM108 64H110L108 62ZM174 64V63H173ZM177 64V63H176ZM44 65V64H42ZM53 65V64H52ZM214 65V63H213ZM23 66V65H22ZM29 66V64H28ZM35 66V64H34ZM37 66V65H36ZM50 64H47L46 68L41 72V73H47L48 75H51V72H54V67L51 68L49 67ZM62 66V65H61ZM65 66V64H64ZM106 66H108L106 64ZM148 66V65H146ZM180 66V65H179ZM179 66L177 65V67L179 68ZM25 67V66H23ZM31 67V66H30ZM105 67V66H103ZM120 67V66H118ZM124 63H123V66ZM120 67V68H122ZM35 68V67H34ZM58 68V66H57ZM109 68V67H108ZM191 68V67H190ZM14 69V68H12ZM20 69V68H19ZM38 69V68H37ZM106 69V68H105ZM144 70H146L145 68H143ZM36 70V69H35ZM56 70V69H55ZM64 70V67H63ZM120 70V69H118ZM21 71V70H20ZM26 71V70H24ZM28 71V70H27ZM89 71V70H88ZM107 71V69L105 70ZM104 71V72H105ZM16 72V69H15ZM32 72V71H29ZM93 72V71H92ZM120 72V71H119ZM125 72V70L123 71V73ZM187 72V71H186ZM185 72V73H186ZM20 73V72H19ZM55 73V72H54ZM89 73V72H88ZM95 73V72H94ZM144 73V72H143ZM212 73V72H211ZM14 74V73H13ZM87 74V73H86ZM107 75V73H105ZM189 74V73H188ZM18 75V74H17ZM37 75V74H36ZM93 75V74H92ZM111 75V74H110ZM11 76V75H10ZM13 76V75H12ZM11 76V77H12ZM43 76V75H42ZM97 76V75H96ZM114 76V75H113ZM191 76V75H190ZM212 76V75H211ZM40 77V76H39ZM44 77V76H43ZM49 78H51L52 76H48ZM89 77V74H88ZM95 77V76H94ZM207 77V76H206ZM221 77V76H220ZM24 78V77H22ZM30 78V77H29ZM46 78V77H45ZM86 78V77H85ZM96 78V77H95ZM145 78V77H144ZM180 78V77H179ZM209 78V77H208ZM211 78V77H210ZM90 79V77L88 78ZM110 79V78H109ZM112 79V78H111ZM110 79V80H111ZM171 79V78H170ZM86 80V79H85ZM96 80V79H95ZM109 80V81H110ZM172 80V79H171ZM192 80V79H191ZM216 80V79H215ZM11 81V80H10ZM29 81V80H28ZM46 81V80H45ZM94 81V80H93ZM108 81V80H107ZM112 81V80H111ZM110 81V82H111ZM19 82V81H18ZM25 82V81H24ZM48 83V80L46 81ZM29 83V82H27ZM70 83V82H69ZM92 83V82H91ZM112 83V82H111ZM133 83H137V85L134 87L133 89ZM150 83V84H151ZM169 83V82H168ZM174 83V82H173ZM211 83V81H210ZM45 84V83H44ZM93 84V83H92ZM172 84V82H171ZM209 84V83H208ZM191 85V84H190ZM18 86V85H17ZM25 86V85H24ZM47 86V85H45ZM49 86V85H48ZM112 86V85H111ZM147 86V84H146ZM153 86V85H152ZM182 86V85H181ZM211 86V85H210ZM20 87V86H19ZM44 87V86H43ZM149 87V85H148ZM151 87V85H150ZM255 87V88H254ZM41 88V86H40ZM48 88V91L50 92V88ZM94 88V87H93ZM105 88V87H104ZM152 88V87H151ZM183 88V87H182ZM97 89V88H96ZM107 89V88H106ZM150 88H148L149 90ZM178 89V88H177ZM40 90V89H39ZM109 90V89H108ZM152 90V89H151ZM154 90V89H153ZM158 90V89H157ZM187 90V89H186ZM203 90V89H202ZM52 91V90H51ZM149 92V91H148ZM203 92V91H202ZM46 94V92H44ZM184 93V92H183ZM191 93V92H190ZM251 93V94H250ZM49 94V93H47ZM46 94V95H47ZM95 96V94H94ZM93 96V97H94ZM33 97V96H32ZM30 95V98H32ZM35 97V96H34ZM216 97V98H215ZM29 98V99H30ZM100 98V97H99ZM208 98V97H207ZM52 100V98H51ZM103 100V99H102ZM148 100V99H147ZM76 102V101H75ZM104 105V104H103ZM176 105V104H175ZM214 105V103H213ZM131 106V107H130ZM212 106V105H211ZM217 106L216 104L214 105V107ZM246 106V104H245ZM180 107V106H179ZM262 108V107H261ZM264 108V107H263ZM103 109V110H104ZM207 109V108H206ZM200 110V109H199ZM198 110V111H199ZM205 110V109H204ZM254 110V109H253ZM153 111V110H152ZM175 111V110H174ZM235 111V112H236ZM131 112V111H130ZM144 112V111H143ZM180 111L178 110L177 113H179ZM141 113V112H140ZM182 113V112H181ZM230 113V112H229ZM143 114V113H142ZM141 114V116H142ZM148 111H147V113ZM152 114V113H151ZM217 113H215V111L210 110L208 112V115L206 117L207 121H208V129L205 131H202L203 135L206 137H204L203 135L200 138V142H198L199 146H192L195 147L194 149L197 148H206L208 146H211L212 144L214 145V142L207 140L208 139H212L215 138L216 140H219V134L221 135L223 132L229 130L231 127H229L228 129H226L225 131L219 132L217 127H212V120L214 119L215 115ZM219 114V116H220ZM138 115V114H137ZM181 115V114H180ZM196 115V114H195ZM245 115V114H244ZM144 116V115H143ZM151 116V115H150ZM218 116V117H219ZM136 117V116H135ZM139 116H137L138 118ZM242 117V116H241ZM93 117H91L92 119ZM146 118H148L146 116ZM42 119V118H41ZM136 119V118H135ZM195 119V118H194ZM239 119V118H237ZM242 119V118H241ZM88 120V119H87ZM86 120V121H87ZM132 120V119H131ZM138 120V119H137ZM150 121V119H148ZM5 121V120H4ZM79 121V120H78ZM81 121V120H80ZM206 121V124H207ZM232 121V120H231ZM249 121V120H248ZM1 122V121H0ZM234 122V121H233ZM241 122V121H240ZM250 122V121H249ZM258 122V121H257ZM196 123V122H195ZM77 124V123H75ZM149 124V122H148ZM153 124V123H152ZM229 124V123H228ZM72 126V125H71ZM130 126V125H129ZM77 127H74V131L76 133V135L74 136V138H71L70 140H74L77 141L80 139L79 135H78V131H77ZM80 127V126H79ZM139 128V126H137ZM144 127V125H143ZM206 127V125H205ZM245 127V126H244ZM58 130V128H62L65 129V126L63 123L61 122H53L51 120H49L48 118L46 120H44L43 122V126H42V131L45 129L47 131H51L52 129H56ZM81 128V127H80ZM132 128V127H131ZM130 128V130H131ZM137 128V129H138ZM142 128V127H141ZM197 128V127H196ZM246 128V127H245ZM124 129V128H123ZM123 129H121L120 134L122 133ZM140 129V128H139ZM152 129V128H151ZM165 129V128H164ZM199 129V128H198ZM247 129V128H246ZM12 130H16L18 133V137L17 135L14 138H9L11 143L8 142L6 144V142L3 140L6 136H8ZM129 130V132H130ZM143 130V128H142ZM156 130V129H155ZM136 131V130H133ZM139 131V130H138ZM199 131V130H198ZM69 132V130H68ZM137 132V131H136ZM135 132V133H136ZM70 133V132H69ZM81 133V132H80ZM79 133V134H80ZM193 133V132H192ZM65 134V132H64ZM68 134V133H67ZM116 134V133H115ZM134 134V133H133ZM139 134V132H138ZM191 134V133H190ZM232 133L228 134V138L231 136ZM142 135V134H139ZM33 136V135H32ZM144 136V135H143ZM188 136V135H187ZM226 136V135H225ZM146 137V136H145ZM226 137V139H227ZM66 138V137H65ZM119 138V136H118ZM134 137H131V139ZM177 138V137H176ZM193 138V137H191ZM197 138V137H196ZM222 138V137H221ZM121 139V138H120ZM136 139V138H134ZM140 139V138H139ZM182 139V138H181ZM199 139V138H198ZM224 139V140H226ZM237 139V138H236ZM251 139V138H250ZM85 140V142L87 141ZM138 140V139H137ZM142 140H144V138H142ZM140 139V141H142ZM146 140V139H145ZM164 140V138H163ZM167 140V139H166ZM177 140V139H176ZM183 140V139H182ZM214 140V139H213ZM81 141V140H80ZM117 141V140H116ZM198 141V140H197ZM196 141V143H197ZM228 141V139H227ZM226 141V142H227ZM252 141V140H251ZM89 142V141H88ZM92 142V141H91ZM121 142V141H120ZM128 142H133L132 140L128 141ZM144 142V141H142ZM146 142V141H145ZM144 142V143H145ZM249 142V141H248ZM119 143V142H118ZM117 143V144H118ZM122 143V142H121ZM138 143V142H137ZM141 143V142H139ZM82 144V143H81ZM85 144V143H84ZM127 144V143H126ZM131 144V143H130ZM134 144V143H133ZM142 144V143H141ZM137 145V146H141ZM152 144V143H151ZM163 144V143H162ZM171 144V143H170ZM180 144V142H179ZM187 144V143H186ZM195 144V143H194ZM218 144V143H217ZM216 144V145H217ZM68 145V144H67ZM77 145V144H76ZM119 145V144H118ZM129 145V144H128ZM136 145V144H135ZM172 145V144H171ZM215 145V146H216ZM220 145V143H219ZM219 145H217V148ZM224 145V143H223ZM79 146H81L79 144ZM83 146V145H82ZM81 146V147H82ZM88 146V145H86ZM121 146V145H120ZM147 146L148 149V145ZM151 146V145H150ZM163 146V145H162ZM176 146V145H175ZM174 146V147H175ZM178 146V145H177ZM176 146V147H177ZM250 146V145H249ZM28 147V146H27ZM78 147V145H77ZM84 147V146H83ZM131 147V146H130ZM135 147V146H134ZM132 147V148H134ZM143 147V146H142ZM181 147V146H180ZM189 147V146H188ZM190 147V149L192 148ZM214 147V146H212ZM209 147V148H212ZM216 147H214L215 151H218V149L216 150ZM251 147V146H250ZM87 148V147H86ZM124 148V147H122ZM129 148V146H128ZM137 147H135L134 149H136ZM140 148V147H139ZM138 148V149H139ZM150 148V147H149ZM178 148V147H177ZM187 148V147H184ZM231 148V147H230ZM141 149V148H140ZM154 149V148H153ZM193 149V150H194ZM201 149V152H203ZM207 149V148H206ZM233 149V148H232ZM31 150L33 151L34 155L37 156V158L41 159L42 156H44V152L45 148L44 146L41 144L40 146H36L34 145V147H31ZM118 150V149H115ZM114 150V151H115ZM192 150V151H193ZM210 150V149H209ZM258 150V149H257ZM83 151V150H82ZM112 153H115V152ZM128 151V150H127ZM136 151V150H135ZM150 150H148L149 152ZM191 151V152H192ZM199 151V150H198ZM198 151H193L192 153L194 154L195 152L197 153V155H199L200 153H198ZM205 151V150H204ZM211 151V150H210ZM259 151V150H258ZM119 151H117L118 153ZM124 152V150L122 151ZM134 152V150H133ZM147 152V153H148ZM206 152V151H205ZM229 152V151H228ZM257 152V151H256ZM120 153H121V147H120ZM138 153V152H137ZM136 153V154H137ZM177 153V152H176ZM175 153V154H176ZM188 153H190L188 151ZM195 153V155H196ZM208 153V152H207ZM217 153V152H216ZM244 153V152H243ZM179 154V153H178ZM191 154V153H190ZM240 154V153H239ZM112 155V154H111ZM119 155V154H118ZM117 155V156H118ZM142 155V153L140 154ZM181 155V154H180ZM138 156V154H137ZM179 156V155H178ZM245 156V155H244ZM46 157V156H45ZM140 157V156H139ZM143 157V156H142ZM173 157L175 159H173ZM188 157V156H187ZM192 157H196L193 156ZM200 157V156H199ZM227 157V156H226ZM250 157V156H249ZM117 158V157H115ZM119 158V157H118ZM133 158L132 156L130 157V159ZM136 158V157H135ZM179 158V157H177ZM254 158V157H253ZM128 159V158H127ZM189 159V158H188ZM187 159V160H188ZM235 159V158H234ZM14 160V161H15ZM46 160V159H45ZM109 160V159H108ZM114 160V159H113ZM135 160V159H134ZM178 159H176L177 161ZM182 160V159H181ZM211 160V159H209ZM131 161V160H130ZM195 161V160H194ZM38 162L40 163V161L38 160ZM37 162V163H38ZM46 162V161H45ZM48 162V161H47ZM111 162V161H110ZM122 162V161H121ZM125 162V161H124ZM128 162V161H127ZM140 162V161H139ZM138 162V163H139ZM179 162V161H178ZM241 162V161H240ZM238 162V163H240ZM8 163V164H7ZM44 163V162H43ZM55 163V162H54ZM130 163V162H128ZM137 163V161H136ZM212 163V161H211ZM249 163V162H248ZM16 164V163H14ZM34 164V163H33ZM53 164V163H52ZM208 164V163H207ZM230 164V163H229ZM21 165V164H20ZM43 165V164H42ZM125 165V164H124ZM127 165V164H126ZM135 165V164H134ZM205 165V164H204ZM212 165V164H211ZM56 166V165H55ZM109 166V165H108ZM123 166V164H122ZM202 166V164L200 165ZM199 166V167H200ZM236 166V165H235ZM240 166V165H239ZM116 167V166H115ZM125 167V166H124ZM179 167V166H178ZM215 167V166H214ZM222 166H220L219 169H221ZM23 168H25V166H23ZM31 168V167H30ZM52 168V167H51ZM97 168H99V171H97ZM126 168V167H125ZM133 168V169H132ZM217 168V167H216ZM241 168V167H240ZM172 169V168H171ZM191 169V170H190ZM198 169V168H197ZM204 169V167H203ZM202 169V170H203ZM210 169V168H209ZM212 169V168H211ZM26 170V169H25ZM29 170V169H28ZM54 170V171H52ZM130 170H134V172L132 174H129ZM190 170V171H189ZM201 170V171H202ZM177 171V169H176ZM197 171V170H196ZM205 171V170H204ZM215 171V170H214ZM170 172V171H169ZM200 172V171H199ZM221 172V171H220ZM241 172V171H240ZM189 173V175H190ZM198 173V172H197ZM197 173H195L197 175ZM204 173V172H202ZM201 173V174H202ZM128 174L130 175L129 179H128ZM231 174V173H229ZM116 175V174H115ZM170 175V174H169ZM195 175V176H196ZM204 175V174H203ZM212 175V173H211ZM214 175V174H213ZM216 175V173H215ZM233 175V174H231ZM23 176V177H21ZM171 176V175H170ZM194 176V177H195ZM199 177V175H198ZM202 177V176H201ZM232 178V177H231ZM107 179V178H106ZM189 179V178H188ZM203 179V178H202ZM205 179V178H204ZM225 179V178H224ZM234 179V178H233ZM55 180H60V184H57L58 186H54L52 187L53 184L57 183V181ZM110 180V179H109ZM185 180V179H184ZM184 180L182 182H184ZM193 180V178H192ZM213 180V179H212ZM230 180V179H229ZM228 180V181H229ZM232 180V179H231ZM54 181V183L52 184V182ZM84 181H86L87 186L84 184ZM197 181V180H196ZM205 181V180H204ZM227 181V180H226ZM235 181V179H234ZM105 182V181H104ZM181 182V183H182ZM206 182V181H205ZM213 182V181H212ZM232 182V181H230ZM194 183V182H193ZM198 183V181H197ZM209 183V182H208ZM207 183V184H208ZM263 183V182H262ZM206 184V185H207ZM210 184V183H209ZM222 185L224 183H221ZM235 184V183H234ZM251 184V183H248ZM106 185V184H105ZM163 185V184H162ZM200 185V184H199ZM220 185V183H219ZM227 185V184H226ZM166 186V185H165ZM185 185H183L184 187ZM195 186V185H194ZM159 187V186H157ZM187 187V186H186ZM206 187V186H205ZM216 188V186H214ZM218 187V185H217ZM220 187V186H219ZM218 187V188H219ZM242 185L241 184H237L236 187L234 186L233 188L235 189V191L237 190H243L241 189ZM157 189V188H156ZM163 189V187H162ZM184 189V188H183ZM189 189V187H188ZM191 189V188H190ZM208 189V188H207ZM221 189V188H220ZM231 189V188H230ZM233 189V190H234ZM20 190V191H21ZM93 190V191H94ZM165 190V188L163 189ZM182 190V189H181ZM204 190V189H203ZM218 190V189H217ZM253 190V189H252ZM91 191V190H89ZM159 191V190H158ZM159 191V192H160ZM186 191V190H185ZM18 192V191H17ZM88 192V191H87ZM116 192V195L113 196L112 194ZM153 192V191H152ZM151 192V193H152ZM157 192V191H156ZM15 193V192H13ZM20 193V192H19ZM86 193V191H85ZM212 193V191H211ZM219 194V192H217ZM224 193V192H223ZM222 193V194H223ZM232 193V189L231 192L229 194ZM235 193V192H233ZM7 194V195H9ZM23 194L22 197H24L25 195ZM154 192L152 193L153 196ZM228 194V195H229ZM243 194V192H242ZM21 195V194H20ZM90 195V193H89ZM190 195V194H189ZM223 195H227V194H223ZM222 195V196H223ZM241 195V194H239ZM9 196H11L13 198V194H10ZM15 196V195H14ZM151 196V198H152ZM220 199H221V195ZM230 196V195H229ZM10 198V197H9ZM89 198V197H88ZM150 198V197H149ZM224 198V196H223ZM222 198V199H223ZM245 198V197H243ZM242 198V199H243ZM20 199V197H19ZM18 199V200H19ZM147 199V198H146ZM221 199V200H222ZM56 200V201H55ZM145 200V199H144ZM157 200V199H156ZM215 203L219 200V197H215ZM213 200V202H214ZM224 200V199H223ZM13 201V200H12ZM239 201V200H238ZM51 202V203H50ZM153 202V201H151ZM166 204V207H168V205ZM64 205V204H63ZM65 205V206H66ZM142 205V204H141ZM149 205V204H148ZM215 205V204H214ZM213 205V206H214ZM62 206V205H61ZM140 206V205H139ZM144 206V205H143ZM142 206V208H143ZM174 206V204L172 205V207ZM11 207V209L9 208ZM19 207V206H18ZM22 207V206H21ZM145 207V206H144ZM195 207V206H194ZM7 208L9 211H7ZM15 208V207H13ZM60 208V207H59ZM90 208V207H89ZM92 208V207H91ZM238 208V207H237ZM241 208V207H240ZM255 208V207H254ZM6 209V210H5ZM62 209V208H61ZM64 209V207H63ZM77 209V208H76ZM145 209V208H144ZM196 209V208H194ZM6 212H5V211ZM22 210V209H20ZM59 210V209H58ZM57 210V211H58ZM133 210V211H132ZM139 211V212H142ZM264 210V208H263ZM16 211V210H14ZM31 211V213H30ZM90 211V210H89ZM92 211V209H91ZM154 211V212H153ZM22 212V211H21ZM65 212V211H64ZM88 212V211H87ZM19 213V211H18ZM76 213V211H75ZM83 213V212H82ZM96 213V212H95ZM28 214V215H29ZM64 214V213H63ZM62 214V216H64ZM74 214V213H73ZM137 214V213H136ZM229 214V215H228ZM233 214V215H234ZM248 215V214H247ZM262 215V214H261ZM24 216V215H23ZM56 216V215H55ZM54 216V218H55ZM244 216V215H243ZM250 216V215H249ZM58 217V216H56ZM93 217V216H92ZM146 217H148L150 226H148L149 228H145L143 225L145 223V219ZM231 217V216H230ZM252 217V216H251ZM264 217V215H263ZM15 218V217H14ZM12 218V220L14 219ZM65 217H63L64 219ZM71 218V217H70ZM75 218V217H74ZM213 218L217 219L214 220ZM22 219V218H21ZM36 218H34L35 220ZM45 219V218H44ZM47 219V218H46ZM133 219V220H131ZM213 219V220H211ZM221 219V218H219ZM258 219V218H257ZM256 219V220H257ZM15 220V219H14ZM19 220V219H18ZM28 220V219H27ZM55 220V219H54ZM57 220H60V218H58ZM65 220V219H64ZM63 220V221H64ZM147 220V219H146ZM31 221H33V219H31ZM37 221V219H36ZM39 221V219H38ZM50 221V220H49ZM52 221V220H51ZM74 221V220H72ZM220 221V220H219ZM225 221V220H224ZM12 222V221H11ZM20 222V221H19ZM18 222V223H19ZM40 222V221H39ZM79 222V221H78ZM82 222V221H81ZM192 222V221H191ZM226 222V221H225ZM23 223V221H22ZM25 223V222H24ZM59 223V224H58ZM147 223V222H146ZM174 223H177L178 226L181 224V227L178 226H173L171 227ZM219 224V222H217ZM29 224V223H28ZM194 224V223H193ZM214 225V223L212 224V226ZM10 226V224H9ZM220 226V225H219ZM167 227V228H166ZM171 227V228H170ZM192 229L190 230L191 233L188 234L185 232L189 230V228ZM227 227V229H229V223H225V224H221V227H217L215 228L216 230H218L219 228H225ZM78 229V230H77ZM213 229V228H212ZM215 229H213L215 231ZM204 230V231H205ZM212 230V231H213ZM220 230V229H219ZM257 230V229H256ZM152 231V233H151ZM188 231V232H190ZM30 233L34 234V238H32V240H28L27 238L24 239L23 244L21 245V248L16 246V243L13 244V242H16L14 239L15 236L18 235H28ZM48 233V238L47 235H43ZM218 235V231L216 232ZM215 233V234H216ZM70 234V233H69ZM131 234V235H133ZM183 234L187 235L186 238L187 241L190 243L187 247V249L192 250V255H186L185 256V251L183 253V255L181 254L180 251H175L174 255H172L171 253L168 252V250L171 248V245H169L170 243L172 245H174L176 247V242L178 241H182L181 240V236H183ZM214 234V233H212ZM38 235V236H36ZM133 235V237H134ZM139 235V234H138ZM137 235V236H138ZM148 237H147V236ZM36 236V237H35ZM71 236V235H70ZM165 236H167V239L165 240ZM169 236H175L174 239H169ZM204 236H205V232H204ZM136 237V236H135ZM234 237V236H233ZM50 239V240H47ZM135 239V238H133ZM12 240V241H11ZM20 240V239H18ZM138 240H140L138 238ZM11 241V242H10ZM252 241L254 242L253 246H250L251 248H258V250H263L264 247H262L261 245V240L260 237H253ZM58 242V243H59ZM217 242V241H216ZM182 243V242H181ZM19 244V243H18ZM154 244H155V250H154ZM246 244V243H245ZM252 244V243H251ZM4 245V242H3ZM203 245L205 246V244L203 243ZM83 246V245H82ZM235 246V245H234ZM246 247V246H244ZM248 247V246H247ZM249 247V248H250ZM1 248V247H0ZM36 249V248H35ZM40 249V248H39ZM59 250L60 247L56 248V250ZM63 249V248H62ZM230 249V248H229ZM248 249V248H247ZM53 250V249H52ZM50 250V251H52ZM64 250V249H63ZM60 250V251H63ZM249 250V249H248ZM252 250V249H251ZM250 250V251H251ZM55 252V249L53 250ZM52 251V253H53ZM46 252V251H44ZM43 252V253H44ZM190 252V251H188ZM2 252H0V261H2L3 259V254H1ZM24 253V252H22ZM38 253L40 254V252L38 251ZM47 253V254H46ZM45 254L48 256V252H46ZM199 253V252H198ZM219 253V252H218ZM230 253V252H229ZM261 253V251H260ZM263 253V252H262ZM12 254V253H11ZM35 254V252H34ZM33 254V255H34ZM38 254V255H39ZM54 254V253H53ZM191 254V253H190ZM225 254V252H224ZM231 254V253H230ZM32 255V253H31ZM37 255V254H36ZM37 255V256H38ZM43 256V254H40ZM61 257V254H58ZM199 255V254H198ZM14 256V255H13ZM19 256V255H18ZM17 256V257H18ZM29 256V255H28ZM26 256V257H28ZM35 256V255H34ZM33 256V257H34ZM35 256V257H37ZM168 256L170 258H168ZM263 256V254H262ZM7 258L10 257L9 255L6 256ZM24 257L23 259L25 260ZM50 257V255H49ZM56 257V255H55ZM197 257V256H196ZM199 257V256H198ZM30 258V256L28 257ZM62 258V257H61ZM128 258V257H127ZM195 258V257H194ZM19 259V258H18ZM21 259V258H20ZM48 259V257H47ZM51 259V258H50ZM49 259V261H50ZM233 259V258H232ZM12 260V259H10ZM37 260V259H36ZM35 260V261H36ZM38 260L41 261L40 257L38 256ZM37 260V262H38ZM198 260V259H197ZM8 261V260H7ZM14 261V260H13ZM20 261V260H19ZM18 261V262H19ZM23 261V260H21ZM27 261V260H26ZM45 261V259H44ZM47 261V260H46ZM4 262V261H3ZM15 262V261H14ZM13 262V263H14ZM16 263V262H15ZM50 264V262H47V264ZM1 264V263H0ZM5 264V263H4ZM27 264V262L25 263ZM36 264H40V263H36ZM52 264V263H51ZM132 264V263H129ZM248 264V263H247Z\"/></svg>",
    "mask_w": 264,
    "mask_h": 264
}]
</instances>
